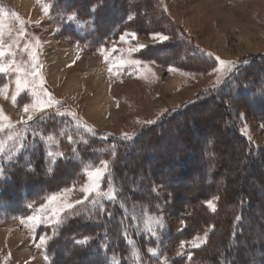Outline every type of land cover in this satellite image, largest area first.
Listing matches in <instances>:
<instances>
[{
  "label": "trees",
  "instance_id": "obj_1",
  "mask_svg": "<svg viewBox=\"0 0 264 264\" xmlns=\"http://www.w3.org/2000/svg\"><path fill=\"white\" fill-rule=\"evenodd\" d=\"M54 10L63 14L59 22L69 38L93 51L125 31L161 33L169 39L146 45L139 59L196 70L210 65L159 0H55ZM234 73L131 139L56 111L40 114L28 122L18 152L0 154V216L31 214L51 194L84 182L88 168L106 162L100 190L43 226L50 264H173L180 243L177 264H264V146L248 140L240 126L250 116L264 124V54ZM163 143L172 147L156 150ZM175 163L190 175L174 173L162 181ZM179 178L191 186H181ZM212 194L219 201L215 211L207 203ZM163 199L172 200L165 203L171 214L185 219L177 234L168 220L161 231L148 230L146 217L161 212ZM202 232L205 243L189 248Z\"/></svg>",
  "mask_w": 264,
  "mask_h": 264
},
{
  "label": "rangeland",
  "instance_id": "obj_2",
  "mask_svg": "<svg viewBox=\"0 0 264 264\" xmlns=\"http://www.w3.org/2000/svg\"><path fill=\"white\" fill-rule=\"evenodd\" d=\"M159 1L172 22L182 28L199 51H204L206 63H210L208 67L196 70L187 65L161 66L139 59L138 53L144 48L140 45L161 42L160 35L167 36L161 33L125 31L109 36L108 46L93 51L65 33L59 22L64 16L54 10L55 0H0V47L5 51L0 64L9 67L7 72L0 73V154L9 156L11 152H18L30 122L28 116L31 114L34 119L48 111L75 118L102 131L132 136L145 124L155 123L166 111L220 86L243 62L264 54V0ZM20 20L24 21L23 26ZM120 60L127 63L120 66ZM220 60L226 64L221 65ZM37 65L39 75L33 83L31 73ZM17 79L25 82L20 93L16 89ZM49 98L52 104L43 112L39 107L24 112L25 104L47 105ZM240 126L248 140L256 146H264V124L260 120L250 116L241 120ZM163 146L172 147L163 143L156 150H163ZM105 163L88 168L86 180L65 188L69 189L66 194L61 195L65 189L51 194L49 197L60 198L49 204L48 197L43 211L41 204L27 216L4 212L0 216V264H50L45 244L40 243V237L45 235L43 226L58 222L69 204L81 202L100 190L103 181L94 191L84 189L92 184L88 172L99 168L105 174ZM181 166L175 163L171 169L164 170L162 181L174 173L183 177L190 175V171L186 173ZM178 180L177 183L186 188L191 186L187 181L194 178ZM159 182L156 189L162 193L163 184ZM106 192L114 194V186ZM209 201L215 208L219 205L218 196L214 194L209 196L207 203ZM166 202L169 206L172 200H161V212L146 217L152 233L161 231L167 220L173 234L185 226V219L171 214ZM32 215H40L47 223L36 226L27 219ZM206 234L194 235L188 247L197 248L193 247V241L198 247L202 246ZM182 244L175 249V261L171 263L177 264ZM167 261L170 262V257Z\"/></svg>",
  "mask_w": 264,
  "mask_h": 264
},
{
  "label": "snow or ice",
  "instance_id": "obj_3",
  "mask_svg": "<svg viewBox=\"0 0 264 264\" xmlns=\"http://www.w3.org/2000/svg\"><path fill=\"white\" fill-rule=\"evenodd\" d=\"M75 18H76L75 16H69L68 17L69 20H73ZM17 19H19V18L17 17ZM20 24H21V26H23L24 21L23 20H20ZM131 35L134 37L135 36V33H132ZM159 38L162 41H166V40L169 39L168 36H164V35H160ZM121 39L123 40L124 37H121ZM140 47L142 48V47H145V46L144 45H140ZM113 51H115V49H113ZM4 56H5V51L3 50L2 47H0V58H3ZM35 57H36V53L33 52V59H35ZM217 59H219V58H217ZM118 63H119L120 66H123L127 62L124 61V60H120ZM133 63H138V62H133ZM220 63H221V65H225L226 64V62L223 61V60H220ZM8 70H9V67L0 64V73H5ZM13 70L16 71V72H20L21 71V69H19V68H13ZM38 75H39V66L37 65L34 68L33 72L31 73V76L33 78V80H32L33 83L35 82V77L38 76ZM24 85H25V82L24 81H22L20 79H17V81H16V89H17V92L18 93L21 92V88ZM51 104H52V101L49 98V100L47 101V105H44V104H37V105H28V104H25L23 110H24L25 113H29L30 112V109L34 111L35 108L39 107L40 110H41V112H43L45 110L46 106L47 107H50ZM4 118L7 119L6 117H4ZM31 120H33V115L30 114L28 116V121H31ZM28 121H24V123H27ZM125 139H131V137H128L126 135L125 136ZM49 155H52V154L49 153ZM61 155H63V154L61 153ZM88 177L92 181V184L90 186H88L87 188H85L84 190L86 192H91V191L96 190L99 187L100 183L103 181L104 174L102 173V171L99 168H97L94 171L88 172ZM68 191H69V189H65L64 192L61 193V195L66 194ZM59 198H60L59 196L53 195V196H51V197L48 198V203L51 204V203L55 202L56 200H58ZM109 198H112V197H109ZM77 203H80V202L77 201ZM208 203H209V207H211L212 210L215 211L216 209L212 205V202L209 201ZM68 207L71 208V207H73V205L69 204ZM44 208H45V205L42 204L41 205V211H43ZM27 219L30 220V221H33L36 226H40L41 224H46L47 223V220L45 218L41 217L40 215H32V216H29ZM46 237H47V233H45V235H42L40 237V243H41V245H44V244L47 243ZM85 242L86 241H77V243H81V244H83ZM192 244H193V247H198L199 246L195 241H193ZM190 258L191 257H189V259Z\"/></svg>",
  "mask_w": 264,
  "mask_h": 264
}]
</instances>
